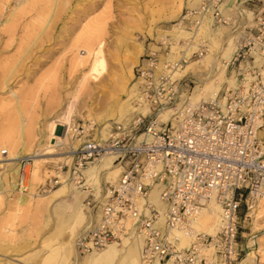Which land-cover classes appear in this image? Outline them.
I'll use <instances>...</instances> for the list:
<instances>
[{"label":"rangeland","instance_id":"rangeland-1","mask_svg":"<svg viewBox=\"0 0 264 264\" xmlns=\"http://www.w3.org/2000/svg\"><path fill=\"white\" fill-rule=\"evenodd\" d=\"M33 1L0 0V148L6 147L13 154L44 153L40 155L38 171L34 167L33 173L29 170L28 205L19 199L17 191L0 194V264H133L134 257L128 253L136 245L144 261L142 242L130 232L116 241L115 255L102 262L77 251L75 238L97 221V205L106 186L116 181L109 173L119 165L113 156L96 159L92 164L95 168H89L87 176L85 173L84 185L72 181L66 167L72 159L71 149L79 141L68 135V122L60 117L74 102L72 118H92L97 122L94 138L106 124L109 133L111 121L129 123L138 111L125 116L118 110L135 82L134 78L129 80V70L134 69L143 53L158 48L163 35L171 41L169 56L183 58L182 66L203 62L209 56L205 66L198 67L194 74H176L182 77L186 91L182 102L193 101L194 87H206L217 77L222 63L227 65V81L215 96L223 95L236 84L238 70L230 59L238 38L246 24L254 25L255 8L264 0H223L221 7L227 21L216 22L211 15H205L195 30L188 25L179 27L177 22L197 0L194 4L183 0L181 8L180 0ZM92 22L104 23L94 25L98 47L107 59L106 70L98 79H87V68L77 69L71 62L73 53L88 54L83 43L75 46L74 42ZM139 47L142 51L137 58ZM215 87L214 83L206 89L208 98H212ZM134 105L139 106L136 102ZM63 163L61 170L59 165ZM8 170L5 164L2 175ZM53 175H59L61 182L42 191ZM61 187L64 188L58 190ZM245 212L249 215L243 219ZM240 214V264H264V219L258 216V204L248 210L241 204ZM127 223L131 225V221ZM181 240L179 237L182 246L189 242ZM102 253L104 250L98 249L95 254Z\"/></svg>","mask_w":264,"mask_h":264},{"label":"built area","instance_id":"built-area-1","mask_svg":"<svg viewBox=\"0 0 264 264\" xmlns=\"http://www.w3.org/2000/svg\"><path fill=\"white\" fill-rule=\"evenodd\" d=\"M222 1L197 0L178 23L194 26L204 13L226 22ZM254 18V25H245L230 59L238 70L236 84L223 95L182 102L186 91L174 72L183 58L169 56L171 41L163 35L158 48L143 53L133 69L136 100L149 103V113L137 114L128 124L109 122L102 139L93 137L97 123L92 118H73L66 124L68 135L79 140L66 167L72 181L84 185L85 167L106 154H113L122 168L97 205V221L76 236L79 253L101 249L130 232L141 237V256L147 262L240 264L241 204L248 210L264 199V2L255 8ZM164 107L173 109L166 121L157 116ZM7 155V148L1 147L0 176ZM32 161L30 153L15 158L20 192L29 190ZM60 182L53 175L42 191ZM155 184L162 209L151 197ZM212 194L222 209L218 228L198 231L193 220ZM128 217L133 218L131 226ZM176 230L190 237L187 245H179Z\"/></svg>","mask_w":264,"mask_h":264},{"label":"bare ground","instance_id":"bare-ground-1","mask_svg":"<svg viewBox=\"0 0 264 264\" xmlns=\"http://www.w3.org/2000/svg\"><path fill=\"white\" fill-rule=\"evenodd\" d=\"M32 1L33 0H30V2H32ZM186 1L190 2L191 4L192 3L194 4V2L196 3V0H186ZM181 5H183V0H180V3H179L180 8H181ZM205 15H210V14L209 13H204L200 17V20H199L198 23H196L194 26H188V27L190 29H192V30H195L197 28V26L200 24L201 20L203 19V17ZM96 22H97V20H96ZM85 24H87V23H85ZM98 24L102 25L104 23L102 22V23H98ZM98 24H96V23L94 24V22H92V23H89L88 25H86L84 30L81 33L79 32L80 34H79V36L77 35L78 38L74 42L75 46H78L81 43H83L85 48H86V52H88V54H85L86 52L82 53V54H85V55H78L76 53L75 54L73 53V57H72V61H71L72 65L75 68H77V69H82V68L85 69V68H87L88 75L85 73L87 75V79H98V77L103 73V71L106 70V66H107L106 65V62H107L106 55H105V53H104V51L102 49H99V47H98V44H99L98 43V39L96 38V36L94 34V25L96 26ZM181 25H185V24H179L178 26L179 27H183ZM81 29H83V28H81ZM72 50H74V49H71V51ZM141 51H142V48L139 47L138 50L136 51V57L137 58L140 55ZM73 52H75V51H73ZM79 53L81 54V52H79ZM204 58L206 60H204L203 62H201V61H195V62H191V63L187 62V65L178 67L175 70L174 74L175 75L176 74L177 75H183L185 73L194 74L197 71L198 67H203V65L205 64V61L206 62L208 61L209 56H205ZM183 61H184V59H183ZM226 68H227V65L222 63V65H220V67H219V73L217 74V77L215 79L213 78V80H210L206 87L198 88L197 89L198 90L197 93L195 92V94H194L193 101H191L190 103H194V102H197V101L203 100V99H208V96H207L208 92L206 93V89L209 87V85L215 83L216 87H215L214 93L210 94V96L214 97L215 96V92L221 87V85L224 82L227 81ZM86 75H85V77H86ZM133 78H134V72H133V68H131L129 70V80H133ZM135 86H136V83L134 82L132 84V86L129 88L128 97H126V100H124L123 102H120V104H119L120 106L118 105L119 106L118 110L123 111L121 113L125 114V116L133 115V114L137 113V111L140 114H146V113H148L150 111V106L145 100H143V101L136 100L137 86L136 87ZM224 99H225V97L222 98V101H224ZM134 102L139 104V106L138 107L135 106ZM75 105L76 104L74 102H72L69 105L68 110L66 111V115L64 114L63 116L60 117V119H63L65 121H67L68 123H70V121L73 119L71 117V113L74 110ZM160 110L157 113V116H158L159 120L166 121L169 118H171V114L173 113V109L172 108L164 107V108H161ZM59 121H62V120H59ZM65 121L64 122L62 121V123H66ZM62 123H58V124L59 125H63ZM124 123L128 124L127 122H124ZM50 124H53V121ZM96 127H97V125H96ZM96 127H95V130H96ZM53 128H55V126H53ZM106 128H107V124L104 125V127L100 130V132H99L100 134L96 135V139H102V138L107 137L108 132H107ZM55 132H56V128H55ZM55 136L58 139L62 138L60 135H55ZM77 141H79V140H77ZM0 144H2V143H0ZM47 149H49V147H47ZM73 150H74V148L71 149V155H72V151ZM42 154H44V153L35 154V155L32 154L33 155V161H32V164H31L29 170L32 171V167H34V171L35 172L38 171L39 158H40V155H42ZM19 155H22V154H18V153L17 154H13L11 152H8L6 164L9 165L10 170H8L2 176H0V194L5 192V191H7V192L8 191H11V192L17 191L19 193V195H18L19 199H21L23 204H27L28 205L29 204V199L28 198H30V195H31L30 194V190H28V192H25V193L20 192V191H18L16 189V184H15V180H16V176H17V172H18V166L15 163V158L17 156H19ZM105 156H113L114 157L113 154H106V155H103L100 158H103ZM93 163H94V161L85 167L84 171L86 173V176H87L89 168H91V169L95 168L94 165H92ZM117 165H119V164L117 163ZM119 166L118 167L115 166V168H113V170L109 173V174H111L113 180H117V177L119 176V173H120V171L122 169L121 166L120 167ZM32 173H33V171H32ZM34 174H36V173H34ZM35 176H37V175H34V178H36ZM156 185L157 184H155L153 186L152 190H151V197H153L152 196L153 195V190H154V187ZM28 186H29V189H30V184ZM62 188H64V187H61L58 190H61ZM1 196H2V194H1ZM158 199H159V196H158ZM155 202L159 206L160 209L163 208L162 207L163 206V202L160 199H159V201H155ZM160 203H162V205H160ZM142 204H143V199L139 198L138 199V206L141 207ZM257 204H258V216H259V218L261 217L262 219H264V199H259L257 201V203L255 204V206ZM20 205H22V204H20ZM255 206L253 208H255ZM142 208H143V206H142ZM221 215H222L221 205H220L218 199L216 198V196L214 194H212L210 196V198L207 200L206 205L204 206V208L195 216V218L193 220V225L198 231L215 232L217 230L219 222L221 220ZM246 215H249L248 212L246 213ZM129 221H131V224H132L133 218L128 217L126 219V224H128L127 222H129ZM176 233L179 235V237H181V239H182L181 241H183L185 244H186V242L189 241L190 237L187 236L186 234H184L183 232H181L180 230H176ZM134 239H140L141 242H142V239H141L140 236H135ZM115 244H118V242L113 241V242L109 243L108 245H106L105 247L101 248V250H104V253H102V254H95L97 250L86 252V254H90V255H87V257L91 258L95 262H100V261L102 262L104 259L109 258L110 255L113 253V251L115 250V247L112 246V245H115ZM142 244H143V242H142ZM86 254H84V255H86ZM151 263L152 264H163L164 262H158V261L147 262L145 260L141 261L140 256H139V251H138V254H136L134 256V258H133V264H151ZM164 264H170V263L166 262Z\"/></svg>","mask_w":264,"mask_h":264},{"label":"crops","instance_id":"crops-1","mask_svg":"<svg viewBox=\"0 0 264 264\" xmlns=\"http://www.w3.org/2000/svg\"><path fill=\"white\" fill-rule=\"evenodd\" d=\"M230 1V0H229ZM222 8V7H221ZM198 88H203V87H200L199 85H197V86H195L194 87V89H193V92H192V95L194 96V94H195V92L197 93V89ZM59 176V175H58ZM157 185H159V184H157ZM155 186L154 187V190H153V199H154V201H159V199H158V186ZM107 187V186H106ZM106 190V189H105ZM80 192H81V190H80ZM104 193H105V191H104ZM82 195H80L79 194V197H81ZM78 201H80V199H77ZM81 203V202H80ZM160 205H162V203H160ZM163 207V206H162ZM118 245V244H117ZM112 246H114L116 249L114 250V253L112 254V256H110V258H112L114 255H115V253H116V251H117V247H116V244L115 245H112ZM138 251H140V247L139 246H133L130 250H129V253H128V255H129V257L130 258H133L136 254H138ZM12 259H15V258H12ZM29 264V263H28Z\"/></svg>","mask_w":264,"mask_h":264}]
</instances>
